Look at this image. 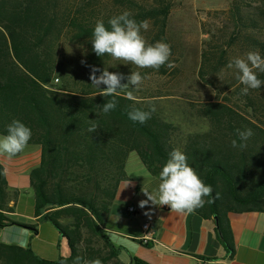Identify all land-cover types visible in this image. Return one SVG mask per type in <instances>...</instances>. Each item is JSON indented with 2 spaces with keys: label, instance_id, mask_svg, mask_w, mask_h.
Wrapping results in <instances>:
<instances>
[{
  "label": "trees",
  "instance_id": "1",
  "mask_svg": "<svg viewBox=\"0 0 264 264\" xmlns=\"http://www.w3.org/2000/svg\"><path fill=\"white\" fill-rule=\"evenodd\" d=\"M117 2V10H112L94 0L74 5L64 0H0V136L7 134L13 120L31 129L28 146L40 149L39 166L29 173L34 215L50 223L68 248L66 257L49 261L28 248L0 244V264H73L77 256L124 264L119 260L120 250L105 235L104 224L117 187L125 180V160L131 152L158 178L173 149L186 154L189 165L213 188L212 196L221 194L195 212L202 219L214 221L216 217L215 233L230 256L233 241L227 215L264 212V121L258 118L264 113V103L253 91L242 95V84L235 93L243 96V107L251 116L231 103H201L195 115L206 129L184 134L156 111L145 123L130 120L127 113L133 107L149 111L151 106L135 97L129 99L127 89L115 97V110L104 114L98 105L113 97L99 95L90 77H61L59 88L47 87L55 71L52 47L61 37L84 45L88 72V65L102 70L109 55L98 57L91 45L98 20L107 27L111 17L128 11L137 22L148 20L156 31L155 41L164 35L174 0ZM254 2L230 0L227 10L206 12L203 30L210 38L201 53V81L216 80L230 69L233 58L248 51L258 50L264 56V4ZM258 78L264 80V73H258ZM92 123L98 128L90 133L87 129ZM237 129L254 133L243 150L231 146L233 139L240 142ZM11 199L0 174V228L23 226L5 215L11 212ZM23 227L36 233L35 226Z\"/></svg>",
  "mask_w": 264,
  "mask_h": 264
},
{
  "label": "crops",
  "instance_id": "2",
  "mask_svg": "<svg viewBox=\"0 0 264 264\" xmlns=\"http://www.w3.org/2000/svg\"><path fill=\"white\" fill-rule=\"evenodd\" d=\"M2 138V136H0ZM40 163V149L27 146L9 158L0 153V167L12 199L6 217L23 226L0 228V244L30 249L40 259L53 261L66 257L68 248L57 230L34 215V193L29 173ZM125 180L117 187L104 224V233L120 250L119 260L128 264H264V212L230 213L227 215L232 233L233 254L222 247L215 233V222L192 213L171 212L169 206L144 208L147 199L143 189L155 193L160 180L153 170L131 152L125 160ZM132 207L133 211H128ZM147 213V214H146ZM148 224L143 230L142 225Z\"/></svg>",
  "mask_w": 264,
  "mask_h": 264
},
{
  "label": "clouds",
  "instance_id": "3",
  "mask_svg": "<svg viewBox=\"0 0 264 264\" xmlns=\"http://www.w3.org/2000/svg\"><path fill=\"white\" fill-rule=\"evenodd\" d=\"M149 27L148 20L137 22L131 18L128 11L111 17L107 27L102 20H98L92 33V51L98 57L107 54L114 60L123 61L125 65L133 64L140 69L159 70L165 65L169 68L173 67L169 62L172 55L171 46L162 40L149 44L141 34L142 30L147 31ZM82 63L86 62L82 61ZM88 67L91 70V84L100 89L99 95L113 97L102 105H98L104 114L115 110L117 107L115 97L119 95L120 90L127 89L129 86L138 90L145 78L139 71H131L130 75L125 76L123 73L109 72L107 68L101 70L92 65ZM228 68L236 70V79L244 86L241 89L242 95H247L250 89L257 90L264 86V80L258 78V73H264V56L258 50L248 51L243 57L233 58ZM97 72L100 73L99 76L96 75ZM125 79L127 83H122ZM101 85L105 87L101 89ZM127 96L133 99L131 91L127 93ZM155 111V106H152L149 111L133 107L127 115L133 122L145 123ZM97 128L98 126L92 123L87 130L92 133ZM236 135L240 142L233 139L231 146L243 150L247 147V140L254 133L252 129H237ZM31 136L29 127L19 120H13L7 126V134L0 138V153L7 154L9 158L21 153L28 146ZM0 174L6 175L7 169ZM159 180L155 193L143 189L147 199L139 202L141 208L146 207L151 201L153 205L169 206L171 212L192 213L204 207L206 203H214L221 198L219 192L212 196L213 188L204 183L196 170L189 165L186 154L178 148L169 153V158L159 172ZM207 197L212 199H205ZM73 264H103V262L99 258L86 260L77 256Z\"/></svg>",
  "mask_w": 264,
  "mask_h": 264
},
{
  "label": "rangeland",
  "instance_id": "4",
  "mask_svg": "<svg viewBox=\"0 0 264 264\" xmlns=\"http://www.w3.org/2000/svg\"><path fill=\"white\" fill-rule=\"evenodd\" d=\"M64 1L68 5H74L81 0ZM94 1L105 4L108 9L117 10L119 0ZM254 1L253 5L264 4V0ZM229 5L230 0H174L165 33L160 39L154 40L156 31L151 27L147 31L142 30L141 34L149 44L162 40L171 46L172 55L169 62L173 67L169 68L165 65L159 70L140 69L130 63L125 65L123 61L114 60L109 56L102 70L107 68L109 72L123 73L125 76L130 75L131 71L141 72L145 78L140 88L137 90L129 86L127 93L131 91L138 102L155 106L156 112L160 113L167 122L172 123L177 133L184 134L206 129L204 121L195 115V109L201 103L217 100L231 103L238 108V111L240 109L241 112L245 111L251 116L250 110H245L243 107L245 102L243 96L235 93L240 82L234 77L236 73L234 68L224 70L220 77L214 81L209 80V83L201 81L198 76L203 44L210 38L203 30L206 12L227 10ZM204 28L208 31L210 24ZM52 49L55 71L47 87L59 88L61 77H90L91 72H88L85 63H82L86 61L87 54L82 43L71 42L61 37L54 42ZM251 91L264 103V88L259 91L250 89L249 93ZM258 118L264 121V113Z\"/></svg>",
  "mask_w": 264,
  "mask_h": 264
},
{
  "label": "built area",
  "instance_id": "5",
  "mask_svg": "<svg viewBox=\"0 0 264 264\" xmlns=\"http://www.w3.org/2000/svg\"><path fill=\"white\" fill-rule=\"evenodd\" d=\"M128 211L132 212V211H133V208H132V207H129V208H128ZM142 229H143V230H147V229H148V224L145 223L144 225H142Z\"/></svg>",
  "mask_w": 264,
  "mask_h": 264
},
{
  "label": "water",
  "instance_id": "6",
  "mask_svg": "<svg viewBox=\"0 0 264 264\" xmlns=\"http://www.w3.org/2000/svg\"><path fill=\"white\" fill-rule=\"evenodd\" d=\"M214 221H215V225H216V227H218V222H217L216 217L214 218Z\"/></svg>",
  "mask_w": 264,
  "mask_h": 264
}]
</instances>
